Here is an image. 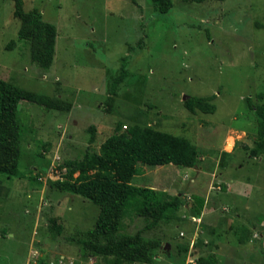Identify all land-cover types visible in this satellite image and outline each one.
<instances>
[{
	"label": "rangeland",
	"instance_id": "374dc122",
	"mask_svg": "<svg viewBox=\"0 0 264 264\" xmlns=\"http://www.w3.org/2000/svg\"><path fill=\"white\" fill-rule=\"evenodd\" d=\"M13 3L0 0V78L57 96L69 109L16 101L21 175H0V264H107L110 257L82 246L98 206L47 181L62 177L65 160L99 151L118 122L197 147L193 167L139 164L131 178L180 192L184 202L204 198L200 214L181 206L148 229L131 211L123 215L120 232L141 230L146 248L159 242L145 264H195L209 255L215 264H264V149L252 152L257 124L246 105L247 96L260 103L264 93V0H174L166 13L150 0H23L25 11L40 10L56 27L49 67L17 37ZM125 56L126 75L111 93ZM206 95H214L213 112L184 107L188 96ZM227 178L238 180V193L223 191ZM52 218L58 231L49 228Z\"/></svg>",
	"mask_w": 264,
	"mask_h": 264
},
{
	"label": "trees",
	"instance_id": "16d2710c",
	"mask_svg": "<svg viewBox=\"0 0 264 264\" xmlns=\"http://www.w3.org/2000/svg\"><path fill=\"white\" fill-rule=\"evenodd\" d=\"M13 1L12 15L20 22L17 37L29 42L30 57L35 63L49 67L54 56L55 25L44 20L36 8L25 11L23 0ZM180 1L199 3L206 0ZM150 2L159 13L168 12L174 4V0ZM136 45L141 47V42ZM126 58H123L119 72L111 80V93L126 75ZM256 96L261 99L260 103L253 102L250 96L246 97V105L252 110L257 124L252 152L264 149V93ZM213 98L214 95L188 96L183 104L189 111L197 108L209 113L215 109L211 102ZM17 100L56 110L69 109L57 96L26 89L0 78V175L7 178L21 175L18 163L22 125L17 118ZM196 155L197 147L185 137L148 125H131L128 130H121V123L118 122L112 133L102 141L99 151L86 150L80 158L65 160L62 164L65 173L60 178L48 179L47 184L60 192L79 195L98 206L93 227L87 232L88 237L82 240L83 248L90 254L110 257L107 264H145L153 258L149 248L158 247L159 242L146 241V248L141 230L133 234L120 232L123 215L131 211L144 221L142 229H148L172 219L181 206L200 214L204 198L194 194L190 202H184L180 192L169 194L164 189L134 185L131 178L137 173L139 164L155 167L173 163L193 167ZM49 228L59 230L56 218L50 219ZM215 262L216 257L209 255L197 257L195 264Z\"/></svg>",
	"mask_w": 264,
	"mask_h": 264
},
{
	"label": "crops",
	"instance_id": "0c3cea01",
	"mask_svg": "<svg viewBox=\"0 0 264 264\" xmlns=\"http://www.w3.org/2000/svg\"><path fill=\"white\" fill-rule=\"evenodd\" d=\"M224 152H226L225 154L226 155H228V153L230 154V153H232V150H225ZM169 165H173V163H169V164H164V165H158V167H161V168H167ZM174 166V165H173ZM177 167V166H176ZM178 169H180V170H182V168H179V167H177ZM177 169V170H178ZM193 169V168H192ZM194 169H196L195 167H194ZM179 171V170H178ZM168 176H169V173H167V176H166V178H167V182H169L170 180H169V178H168ZM234 182H237V184H240V183H238V180H236V179H232V178H227V179H225L223 182H221V187H222V189H223V191H225V193L226 194H235V193H238V192H235V190L233 189V187H234V185H237L236 183H234ZM234 183V184H233ZM141 186H143V185H141ZM145 186H148V185H145ZM149 186H151V185H149ZM151 187H153V186H151ZM166 189H167V187H165Z\"/></svg>",
	"mask_w": 264,
	"mask_h": 264
},
{
	"label": "water",
	"instance_id": "95a60500",
	"mask_svg": "<svg viewBox=\"0 0 264 264\" xmlns=\"http://www.w3.org/2000/svg\"><path fill=\"white\" fill-rule=\"evenodd\" d=\"M186 96H184L183 98H185Z\"/></svg>",
	"mask_w": 264,
	"mask_h": 264
},
{
	"label": "bare ground",
	"instance_id": "6f19581e",
	"mask_svg": "<svg viewBox=\"0 0 264 264\" xmlns=\"http://www.w3.org/2000/svg\"><path fill=\"white\" fill-rule=\"evenodd\" d=\"M229 143V142H228Z\"/></svg>",
	"mask_w": 264,
	"mask_h": 264
}]
</instances>
